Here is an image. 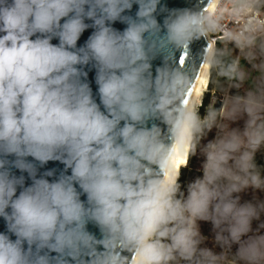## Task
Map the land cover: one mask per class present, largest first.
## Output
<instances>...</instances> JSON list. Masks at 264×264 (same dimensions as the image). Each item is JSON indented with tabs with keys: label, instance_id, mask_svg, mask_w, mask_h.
<instances>
[{
	"label": "clouds",
	"instance_id": "1",
	"mask_svg": "<svg viewBox=\"0 0 264 264\" xmlns=\"http://www.w3.org/2000/svg\"><path fill=\"white\" fill-rule=\"evenodd\" d=\"M261 150L264 0H0V264H264Z\"/></svg>",
	"mask_w": 264,
	"mask_h": 264
},
{
	"label": "water",
	"instance_id": "2",
	"mask_svg": "<svg viewBox=\"0 0 264 264\" xmlns=\"http://www.w3.org/2000/svg\"><path fill=\"white\" fill-rule=\"evenodd\" d=\"M205 3H206V0H205ZM198 4H200V0H161V6H166L168 9L183 8V7L191 8V7H195ZM136 10H137V6H134L131 14L134 15ZM166 14L167 13H160L157 16L158 21L162 23L163 18L166 16ZM114 27L122 30L125 27V25L117 22L114 24ZM91 31H92V29L86 30V32L82 35L80 41H78V46L82 45L86 41V39L90 35ZM52 42L54 44L58 43V41L55 39ZM205 46H206V42L203 39L196 41L191 45V48H190L188 55H189L190 61H194L197 65V67L199 66V63H200L199 53H200L201 49ZM180 56H181L180 51L175 52V59L177 61H179ZM152 63H153V69L152 70H153V73H155V68L162 64V57H157ZM84 71L88 72L87 82L90 84V87L93 90L94 98H96L97 102L99 103V97L97 94L98 86L95 84V79H94L95 70L92 69L91 67H85ZM9 159H13V158L9 157ZM27 159L30 161L32 160L31 157H29ZM37 167H38V178L44 171L53 170V169L55 170L53 177H47L50 181L55 179L56 177H58L60 172L63 171V169H64V165L61 164L59 161H49L43 167H39L38 162H37ZM13 171L17 176L21 175L19 170L13 169ZM23 175L26 177V186L30 185L31 180H30V178L27 177V173H23ZM88 227H89L90 231L94 232L99 237V232L93 225L90 224ZM0 232H7L6 222L4 221V219L2 217H0Z\"/></svg>",
	"mask_w": 264,
	"mask_h": 264
},
{
	"label": "rangeland",
	"instance_id": "3",
	"mask_svg": "<svg viewBox=\"0 0 264 264\" xmlns=\"http://www.w3.org/2000/svg\"><path fill=\"white\" fill-rule=\"evenodd\" d=\"M242 64L247 67L250 68V65H248L247 61L242 60ZM255 74V73H254ZM245 87H247V85H245ZM209 88H210V84H209ZM211 89V88H210ZM241 94H243V90H240ZM236 92L235 89L232 90V93L234 94ZM217 97L219 98L221 93L217 92L216 93ZM211 101V90L205 94V98H204V105L205 107L207 106V104ZM216 107L219 108L220 104L219 102L216 104ZM201 115L204 114L205 109L201 110ZM236 126V125H234ZM239 126L242 128L243 127V121L239 122ZM215 135V129L213 130L212 133L209 134V139H211L213 136ZM259 158H261L262 160H264V150L258 151L256 154ZM199 167V162L196 158H192L189 168L187 169V171H185L183 173L182 176V181H191L196 175H200L201 173H198L196 171V169ZM241 197V203H244L246 201H251V202H255L256 200H264V191H260V190H253L251 188L245 190L244 192L239 194ZM264 222V214L261 215L260 220H254L252 223V227L253 229H256L258 227V225ZM200 224V228L202 231V234L207 236L209 239L205 242V246L212 248L213 244H212V238H213V231H212V225L210 222H199ZM264 231V230H262ZM215 251L219 252L220 249L217 246L215 248ZM233 251H235V246L233 247Z\"/></svg>",
	"mask_w": 264,
	"mask_h": 264
},
{
	"label": "trees",
	"instance_id": "4",
	"mask_svg": "<svg viewBox=\"0 0 264 264\" xmlns=\"http://www.w3.org/2000/svg\"><path fill=\"white\" fill-rule=\"evenodd\" d=\"M218 47H220V46H222V45H220L219 43H218V45H217ZM229 47H231V45H229ZM242 62V61H241ZM215 75V73H213V76ZM223 82V81H222ZM211 87H213V85H211L210 84V88ZM204 108H201L200 109V111L201 110H203ZM256 161H257V164H258V166H260L261 168H262V175H264V160H262L261 158H259L257 155H256ZM191 162V161H190ZM185 171H187V169H184V170H182V176H183V173L185 172Z\"/></svg>",
	"mask_w": 264,
	"mask_h": 264
},
{
	"label": "bare ground",
	"instance_id": "5",
	"mask_svg": "<svg viewBox=\"0 0 264 264\" xmlns=\"http://www.w3.org/2000/svg\"><path fill=\"white\" fill-rule=\"evenodd\" d=\"M201 84H202V85H206V84H207V80H206V79L201 80Z\"/></svg>",
	"mask_w": 264,
	"mask_h": 264
}]
</instances>
